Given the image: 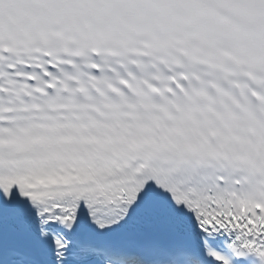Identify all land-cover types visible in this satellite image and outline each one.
Listing matches in <instances>:
<instances>
[{"label":"snow or ice","instance_id":"obj_1","mask_svg":"<svg viewBox=\"0 0 264 264\" xmlns=\"http://www.w3.org/2000/svg\"><path fill=\"white\" fill-rule=\"evenodd\" d=\"M0 264H264V0H0Z\"/></svg>","mask_w":264,"mask_h":264}]
</instances>
